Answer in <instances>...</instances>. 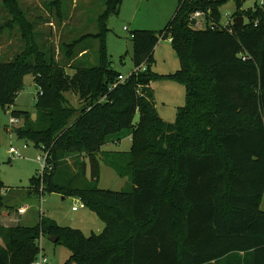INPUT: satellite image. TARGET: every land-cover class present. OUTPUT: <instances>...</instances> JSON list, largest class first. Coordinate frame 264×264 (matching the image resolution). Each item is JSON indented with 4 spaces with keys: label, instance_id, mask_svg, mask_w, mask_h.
<instances>
[{
    "label": "trees",
    "instance_id": "1",
    "mask_svg": "<svg viewBox=\"0 0 264 264\" xmlns=\"http://www.w3.org/2000/svg\"><path fill=\"white\" fill-rule=\"evenodd\" d=\"M2 1L12 17L0 28L19 23L32 32L30 55L0 61V106L15 104L26 74L39 88L35 120L28 111L11 110L25 116L18 135L43 144L46 153L47 165L30 190L79 198L105 227L86 236L44 216L34 225L0 223V264H33L41 235L57 236L70 250L67 264H264V3L243 11L236 0L233 19L223 25L220 6L228 0H179L164 29L131 32L135 69L120 81L105 37L108 16L118 14L124 0H105L97 33L64 43L66 57L78 60L89 51L77 50L81 40L100 41L97 63L71 65L72 76L38 43L19 1ZM53 2L49 8H59L61 0ZM196 10L208 15L206 28L189 25ZM237 16L244 17L242 27ZM160 38H171L180 59L174 73L153 70ZM158 78L185 85L186 103L173 122L158 113L151 87ZM66 92L82 105L71 107ZM130 136L131 149L102 150ZM60 153L82 154L76 173L66 172ZM99 153L131 187H99ZM2 188L0 178V217L10 209Z\"/></svg>",
    "mask_w": 264,
    "mask_h": 264
},
{
    "label": "rangeland",
    "instance_id": "2",
    "mask_svg": "<svg viewBox=\"0 0 264 264\" xmlns=\"http://www.w3.org/2000/svg\"><path fill=\"white\" fill-rule=\"evenodd\" d=\"M26 18L34 25V35L43 48L52 49L57 60L65 68V72L72 76L76 70L71 65L81 60L87 62V66L97 63L96 54L100 45L97 38L88 37L79 42L77 50L88 48L84 56L78 60L68 59L64 48L65 42H74L82 36L98 32V16L105 10V0H61L59 8L53 4L54 0H18ZM264 0H242V9H254L256 3L262 4ZM179 0H124L118 14H110L106 20L108 32L105 44L108 57L115 69L127 76L135 69L132 59L131 32L140 29L160 31L174 18ZM238 8L236 0H228L220 6L221 23L228 24L232 15ZM66 13V14H65ZM246 13V12H245ZM15 17L17 13L13 14ZM20 16V14H19ZM12 14L0 0V25H4ZM21 17V16H20ZM20 21V20H18ZM17 21V22H18ZM22 25L15 23L12 27L0 28V61L14 60L16 57L30 55L31 33ZM26 33V34H24ZM156 64L153 70L158 74H170L180 69V59L174 49L170 38L162 39L155 49ZM33 60V58H32ZM24 86L19 92L16 102L12 106H0V178L3 182L1 196L9 210L3 209V217L0 223L4 226H12L16 223L34 225L40 221V217L55 220L61 226H70L83 231L86 236L92 232L100 233L105 222L87 206L73 211L74 205L81 206L84 203L73 196H64L60 193H35L30 190L34 176L43 171L46 153L43 144L37 145L33 139L20 137L17 129L25 123V116L17 117L19 122L10 123L11 110L28 111L30 118H37L36 100L39 88L35 84L33 75L24 76ZM157 110L159 115L168 122L176 119L179 106L186 103L185 85L175 79L158 78L152 84ZM65 97L71 107L79 108L82 103L78 95L66 92ZM140 121V114L136 113L134 123ZM27 145V147H24ZM133 145L132 137L122 139L119 143L105 145L102 150H129ZM15 147L19 153H10V148ZM66 163L65 170L70 175L77 172L80 165L78 159L83 156L73 153H60ZM104 161V155L98 154ZM100 161L99 187L103 189L122 190L131 186L130 180L121 177L115 169L108 166L105 161ZM117 163L125 167V161L119 156L115 157ZM90 174L88 164L87 176ZM27 207V213L21 215L20 207ZM42 208V211L41 210ZM264 210V196L261 203ZM1 215V216H2ZM42 242L44 252L48 256L47 264H67L71 252L64 245L54 242L52 238L43 235ZM75 264V263H73Z\"/></svg>",
    "mask_w": 264,
    "mask_h": 264
},
{
    "label": "built area",
    "instance_id": "3",
    "mask_svg": "<svg viewBox=\"0 0 264 264\" xmlns=\"http://www.w3.org/2000/svg\"><path fill=\"white\" fill-rule=\"evenodd\" d=\"M264 3V1L262 2V4ZM189 25L192 27V28H195V29H203V28H206L208 25H210V21H208V15L206 14L205 11H202V10H196L194 11L193 13L190 14V17H189ZM171 39V38H170ZM128 76H124V75H119V80L120 81H125L126 78ZM117 83H115L113 85L116 86ZM19 122V118L17 117H11L10 119V123L11 124H15V123H18ZM24 147H27V145H24ZM10 153H19L18 149L15 148V147H11L10 148ZM47 163H46V160H45V163L43 165V169L46 167ZM80 200V199H79ZM76 201V203L79 202ZM84 206V203L81 204V206H78L77 204L74 205L72 207L73 210H77L81 207ZM41 212L42 211V208L40 210ZM18 212L21 214V215H24L26 212H27V207H20L18 209ZM42 237L43 235L40 236V238L38 239L37 243H38V246H39V253L37 255V257L35 258L33 264H47L48 263V256L45 254L44 252V246H43V242H42Z\"/></svg>",
    "mask_w": 264,
    "mask_h": 264
},
{
    "label": "water",
    "instance_id": "4",
    "mask_svg": "<svg viewBox=\"0 0 264 264\" xmlns=\"http://www.w3.org/2000/svg\"><path fill=\"white\" fill-rule=\"evenodd\" d=\"M237 23H238V25L240 26V27H242L243 26V24H244V17L243 16H237ZM52 238V240L54 241V242H57L58 241V237L57 236H53V237H51Z\"/></svg>",
    "mask_w": 264,
    "mask_h": 264
},
{
    "label": "crops",
    "instance_id": "5",
    "mask_svg": "<svg viewBox=\"0 0 264 264\" xmlns=\"http://www.w3.org/2000/svg\"><path fill=\"white\" fill-rule=\"evenodd\" d=\"M122 75H123V74H122ZM124 76H125V75H124ZM127 76H128V75H127ZM156 106H157V104H156ZM157 109H158V108H157ZM130 137H131V136H130ZM118 143H119V142H118ZM124 151H127V150H124ZM108 166H109V165H108ZM128 180H129V179H128ZM130 187H131V186H130ZM124 189H125V188H124ZM63 198H66V197L64 196ZM77 200H79V198H77ZM260 207H261V206H260ZM78 210H79V209H77V210H73V211H78ZM261 210H262V209H261ZM27 212H28V211H27ZM27 212H26V213H27ZM5 213H6V212H4V215H2V216L0 217L1 222H2V220H3V217H7V215H8V214L5 215ZM26 213H25V214H26ZM23 224H24V223H23ZM95 233H96V232H95ZM241 254L243 255L244 253H241ZM250 260H251V259H250ZM212 264H221V263H219L218 261H217V262L215 261V262H213Z\"/></svg>",
    "mask_w": 264,
    "mask_h": 264
}]
</instances>
